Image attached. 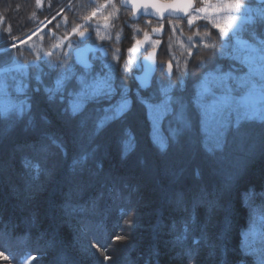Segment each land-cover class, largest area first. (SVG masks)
<instances>
[{
    "label": "trees",
    "instance_id": "16d2710c",
    "mask_svg": "<svg viewBox=\"0 0 264 264\" xmlns=\"http://www.w3.org/2000/svg\"><path fill=\"white\" fill-rule=\"evenodd\" d=\"M34 2L0 0V47L11 34L19 39L39 25L44 14L34 11ZM205 30L203 25L200 31ZM221 42V35L214 34L215 63L225 69L239 64L238 57H221L215 49ZM199 48L187 58L182 83L172 92L183 103L186 122L169 134L171 113H166L163 145L153 139L146 106L154 98L134 79L138 63L119 67L126 57H117L115 87L85 95L74 110L80 87L65 94L68 80L75 74L95 82L107 68L82 73L69 57H22L29 51L21 49L0 52V68H9L3 79L13 101L9 109H0V264H262L258 251L246 252L241 242L251 219L245 194L253 195L264 217V118L229 113L214 138L206 135L194 102L195 87L203 75L219 73L210 45ZM17 64L22 69L14 68ZM243 73L237 69L235 75ZM151 89H156L155 81ZM122 100L129 106L116 115ZM81 122L88 127L81 130ZM123 128L130 129L126 136L119 135ZM45 133L63 141L67 154L51 145ZM38 140L49 145L47 152L28 147ZM81 178L83 190L76 194L73 189ZM176 189L189 201L219 199L228 212L199 209L184 232L187 214L174 207L169 195ZM69 193L74 214L65 216L61 209ZM33 215L35 227L28 222ZM54 228L56 245L50 247ZM181 235L187 239L177 242ZM196 238L201 241L198 254L189 258L185 253L196 248Z\"/></svg>",
    "mask_w": 264,
    "mask_h": 264
},
{
    "label": "flooded vegetation",
    "instance_id": "af4514ba",
    "mask_svg": "<svg viewBox=\"0 0 264 264\" xmlns=\"http://www.w3.org/2000/svg\"><path fill=\"white\" fill-rule=\"evenodd\" d=\"M36 3L40 6L38 12L44 16L39 18V25L32 34L37 35L36 40L29 39L28 42L32 53L22 54V57H69L82 73L103 70L104 59L110 57H139L140 60L149 49H156L153 81L156 87H163L175 78V62L194 57L199 47L205 45H210L213 55L214 34L221 35L216 25H219V19L225 18L238 19L239 23L231 33L221 35L223 42L215 48L221 57H264V0H195V7L185 18L139 17L137 20L131 19L132 10L122 6L121 0H37ZM209 7L213 13L211 18H198L191 25L188 23L195 10ZM202 20L210 22L211 28ZM203 25L206 26L204 33L200 31ZM156 27L161 28V37L153 35L152 30ZM195 35H203L206 40H201L199 45L194 40L188 50L187 38ZM29 36L9 38L11 43L1 46L0 52L28 45ZM145 37L151 43L137 54H131L130 50ZM33 41H36L35 46ZM78 57H84L86 65H82ZM233 67L241 69L239 65ZM168 68L170 74H166Z\"/></svg>",
    "mask_w": 264,
    "mask_h": 264
},
{
    "label": "rangeland",
    "instance_id": "374dc122",
    "mask_svg": "<svg viewBox=\"0 0 264 264\" xmlns=\"http://www.w3.org/2000/svg\"><path fill=\"white\" fill-rule=\"evenodd\" d=\"M37 0L34 2V11L38 12V4L36 3ZM39 2V1H38ZM203 11L195 10L193 15L191 16L192 20H196L198 18H211L213 15L211 8H201ZM53 15V14H51ZM220 18V17H219ZM36 19V15L33 17ZM0 19V23H1ZM235 23V25H234ZM238 19L233 18H225L222 20H218V24L220 28H223V35L231 33L233 28L236 27L238 24ZM9 28L7 34L10 33ZM219 30V29H218ZM34 30L26 34L25 36H29L32 34ZM222 35V36H223ZM16 36V35H15ZM12 34L8 36L6 39L8 41L9 38L15 37ZM23 36L22 38H24ZM30 35L29 37H31ZM29 37L26 40L27 44L29 42ZM148 37H145L139 45L134 46L131 50V54H137L138 51L147 47L150 43L148 42ZM8 41L7 44L11 43ZM20 39V38H19ZM31 39V38H30ZM36 40V39H35ZM196 40V44H200L201 37L199 35H195L193 37L187 38V49H191V45ZM148 43V45H146ZM198 44V45H199ZM26 47L25 49L29 51V53L23 55H28L32 53V47L28 45L21 46ZM19 48H12L11 50H6V52L10 51L15 54L16 50L21 49ZM34 48V47H33ZM24 51L23 49H21ZM246 56V55H244ZM187 58L185 57L183 62H175V78L173 81L167 82L163 87L157 85L155 90L148 91V96L153 97V101H148L146 103L147 110L149 117L152 122V129H153V139L159 144H164V126L162 125V119L166 115V113H171V117L169 118V123L166 124V131L169 134H174L177 131V125L179 123L184 124L186 122L185 118V109L183 103L179 98L173 96V89L178 84L182 83V76L185 74V68L187 63ZM241 58L244 60L240 62ZM139 57H126L125 65L122 66L119 64V67H131L136 66L138 63ZM115 58H108L107 60L104 59V66L107 68L106 73L103 76L96 78L95 82L86 81V83L81 84L80 89L78 90V95L73 100V109H77L82 104V98L85 95H94L100 91L112 89L115 87V79L119 80V73L120 68L116 64ZM239 61V62H238ZM239 67L243 69L244 73L242 76L241 82L240 79L237 80L236 84L238 83L242 86V89L239 95L236 97L235 100L231 98L221 99L214 109L209 108L206 109L209 112L215 113L214 118L208 120L203 126L201 125V129L206 133L207 136L214 138V135L218 134V130L227 118H229V113L234 114L235 118H249V119H263L264 118V57H238ZM235 65V64H233ZM22 64H17L14 68L22 69ZM7 67L0 68V109L5 111L9 109L10 106L13 105V101L7 96V90L5 81L3 79V74L8 70ZM115 71V73H114ZM114 73V74H113ZM223 77L220 74L214 75V73L205 74L203 75L200 80L197 82L195 87V105L197 106V113L199 114L200 111L205 110L200 106L199 101L197 99L198 94L207 92V89L210 86H217L221 83ZM83 81V80H82ZM236 80H233L234 82ZM138 85V84H137ZM113 86V87H112ZM139 87V86H138ZM129 106L128 100L120 101L114 111L116 115L121 114L125 108ZM244 202L248 207V210L251 214V219L248 228L243 232V239H242V247L246 252H254L258 251V257L264 264V217L261 213L258 203L254 201L253 195L245 194L244 195Z\"/></svg>",
    "mask_w": 264,
    "mask_h": 264
},
{
    "label": "snow or ice",
    "instance_id": "6c2138e0",
    "mask_svg": "<svg viewBox=\"0 0 264 264\" xmlns=\"http://www.w3.org/2000/svg\"><path fill=\"white\" fill-rule=\"evenodd\" d=\"M149 5L145 4L144 7H148ZM155 6V5H152ZM133 7H136V4H133ZM174 7H177L178 10L180 11H187V9L189 7H191V0H187V2L181 4V5H174ZM199 11H203V9H200ZM94 15V14H93ZM188 23L191 25L193 23L192 19H189ZM216 27L220 30L221 35H223V28H220L219 25H216ZM83 34L81 33V36ZM31 37H29L30 39ZM137 43H140L139 41ZM15 47V45H13ZM205 47H207V45H205ZM212 61L215 65V69L216 71L221 75V77H223L221 83L215 87L210 86L207 89L206 94L205 93H201L198 94V101L200 106H202V108H204L205 110H202L199 112L198 114V119L200 124L203 126L208 120L214 118L215 113L213 112H209L206 109L212 108L214 109L217 105V103L221 100V99H225V98H231L233 100L236 99V97L239 95L240 91H241V86L237 83L235 85H232L229 83V79L231 80H238L239 77L235 75L237 69L234 68L233 66H229L227 69H225L223 64L220 63H215L216 61V56L215 53H213L212 56ZM197 67L199 66V64L196 65ZM57 67H59L57 65ZM128 69H125V72L127 73ZM94 79V77H93ZM86 83V81H82L80 77L76 76L75 74L68 80V82L65 85L64 88V93L65 94H69L71 95L72 93L76 92L78 90V88L80 87L81 84ZM63 95V94H62ZM73 119H75V117L73 116ZM121 119H123V117H121ZM45 123H48V121L45 119ZM32 124V121H29V125ZM88 127L87 122H81L80 123V128L81 130H83L84 128ZM239 127V125H237V128ZM130 131V129L127 128H123L120 130L119 135L120 136H126L128 134V132ZM44 136L46 137V139L50 142L51 145H55L56 148L61 151L63 154H67L66 152H64V144L63 141L57 142L56 139H54L52 136L48 135L47 133L44 134ZM28 147L32 148V149H36L38 151L41 152H47L48 151V144L43 143L42 141L38 140L36 143L29 145ZM28 165L25 164V168L27 169ZM97 167H102V165H97ZM198 174V173H197ZM39 176V169H37L36 172V176H34L33 178L36 179ZM21 179H23V177H21ZM82 178L81 181L77 182V184L75 185L73 192L76 194H80L82 193ZM73 195V193H69V196L65 199L64 205L62 206V214L65 216H71L74 214V208L72 207L73 205V201L71 199V196ZM170 200L173 203L174 207L179 210L182 211L184 213H186V217L184 219V229L183 231L186 232L187 231V226L189 224L195 223L196 221V213L197 210L199 209H204L205 212L211 214L213 212H217V211H223L225 213L228 212V209L222 205L219 201V199L216 200H211V201H205L203 198H198V199H194L189 201L186 193L181 190V189H176L174 191H172L170 194ZM70 209H72L70 211ZM28 222L30 224L31 227H35L38 223L37 221V217L36 216H30L28 218ZM64 223H68L70 225V220H65ZM225 226H228V217L227 215H225ZM175 227V225H173V228ZM177 240V242H181L185 239H187L186 235H181V236H177L175 238ZM49 246L50 247H55L56 245V230L55 228L52 231V235L51 238L49 239ZM194 245H196V248H192V249H188L186 251V255L189 256V258H195V256L198 254V248L199 245L201 243L199 238H196L193 240ZM2 255V254H0ZM66 259V258H65ZM66 264H68V262L66 261ZM223 264V261H222Z\"/></svg>",
    "mask_w": 264,
    "mask_h": 264
},
{
    "label": "water",
    "instance_id": "95a60500",
    "mask_svg": "<svg viewBox=\"0 0 264 264\" xmlns=\"http://www.w3.org/2000/svg\"><path fill=\"white\" fill-rule=\"evenodd\" d=\"M257 1L260 2L262 0ZM185 2H187V0H172L170 2H162L160 0H121L122 6H126L132 10V20H137L140 16L155 19H161L166 16L185 18L190 10L195 7V0H191V7H189L187 11H180L177 7H174V5H181ZM134 3L136 4L135 8L133 7ZM145 4L149 6L144 7ZM152 32L156 37H161L162 35L161 28H153ZM155 54V49L148 50L140 59V71L134 75V79L142 91H145L151 86L152 78L156 71ZM78 59L82 65H86L84 57H78ZM167 73H170V70H167Z\"/></svg>",
    "mask_w": 264,
    "mask_h": 264
},
{
    "label": "bare ground",
    "instance_id": "6f19581e",
    "mask_svg": "<svg viewBox=\"0 0 264 264\" xmlns=\"http://www.w3.org/2000/svg\"><path fill=\"white\" fill-rule=\"evenodd\" d=\"M156 72V71H155ZM155 75V74H154ZM154 77V76H153ZM152 81H153V78H152Z\"/></svg>",
    "mask_w": 264,
    "mask_h": 264
}]
</instances>
